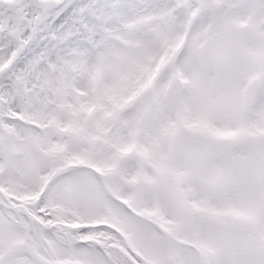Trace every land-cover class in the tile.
Instances as JSON below:
<instances>
[{
  "label": "snow or ice",
  "instance_id": "snow-or-ice-1",
  "mask_svg": "<svg viewBox=\"0 0 264 264\" xmlns=\"http://www.w3.org/2000/svg\"><path fill=\"white\" fill-rule=\"evenodd\" d=\"M0 264H264V0H0Z\"/></svg>",
  "mask_w": 264,
  "mask_h": 264
}]
</instances>
